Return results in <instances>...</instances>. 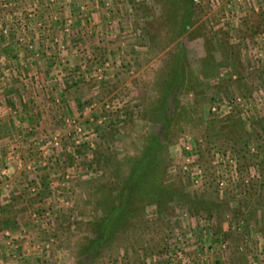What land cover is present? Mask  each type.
<instances>
[{"label": "rangeland", "instance_id": "obj_1", "mask_svg": "<svg viewBox=\"0 0 264 264\" xmlns=\"http://www.w3.org/2000/svg\"><path fill=\"white\" fill-rule=\"evenodd\" d=\"M161 2L0 0V264H264V0ZM152 133L173 199L85 251Z\"/></svg>", "mask_w": 264, "mask_h": 264}, {"label": "trees", "instance_id": "obj_2", "mask_svg": "<svg viewBox=\"0 0 264 264\" xmlns=\"http://www.w3.org/2000/svg\"><path fill=\"white\" fill-rule=\"evenodd\" d=\"M170 2L172 1L162 0L161 3L164 4L163 7L169 14L177 15L179 22L183 21L184 23L187 17L189 18L188 9L190 4H194V0H189V6L187 3L178 5L177 1L172 4ZM171 64L170 69H179L178 60L175 59ZM182 76L183 72L178 71L176 79H172V81L175 80L176 84L178 82L176 80ZM162 102L167 103V96L165 99L163 97ZM162 112H166V109H162ZM163 121L164 125L169 123V116H164ZM163 135V133L161 135L150 134L137 157L123 158V164L128 166L127 173L125 175L114 174L117 177L116 182H110L104 191H100L103 202H98V206L102 215L96 222V237L90 240L86 239L85 251L96 249L98 244L103 245L109 241L114 233L128 224L145 204H155L158 212L160 208L169 206L168 203L173 197L169 190L163 186L159 176L160 168L163 165L160 158L164 146ZM118 165L119 163H116L114 167Z\"/></svg>", "mask_w": 264, "mask_h": 264}, {"label": "built area", "instance_id": "obj_3", "mask_svg": "<svg viewBox=\"0 0 264 264\" xmlns=\"http://www.w3.org/2000/svg\"><path fill=\"white\" fill-rule=\"evenodd\" d=\"M236 100H238V98H237ZM213 109H214V107H211V110H213ZM76 129H78V127H76ZM56 144H57V142L54 141L53 145H56ZM182 148H183L184 150H186V149H192V147L189 146V145H187V144H186V145H183ZM229 160H230V159H229ZM181 166H182V165H181ZM181 168L185 169V166H182ZM199 180H200V177H199L197 174L192 175L191 182H192L193 184H198V183H199ZM226 181H227L226 176L220 174V176H219L218 179H217V184H218V186H220V187H224V186L226 185ZM262 257H263V256H262ZM257 264H259V263H257Z\"/></svg>", "mask_w": 264, "mask_h": 264}]
</instances>
